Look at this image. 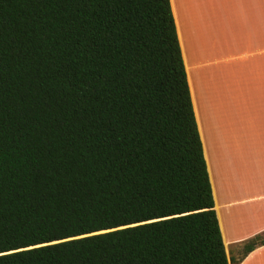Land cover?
Segmentation results:
<instances>
[{
	"label": "trees",
	"instance_id": "trees-1",
	"mask_svg": "<svg viewBox=\"0 0 264 264\" xmlns=\"http://www.w3.org/2000/svg\"><path fill=\"white\" fill-rule=\"evenodd\" d=\"M231 261L171 0H0V264Z\"/></svg>",
	"mask_w": 264,
	"mask_h": 264
},
{
	"label": "crops",
	"instance_id": "crops-1",
	"mask_svg": "<svg viewBox=\"0 0 264 264\" xmlns=\"http://www.w3.org/2000/svg\"><path fill=\"white\" fill-rule=\"evenodd\" d=\"M171 4L227 254L264 264V0Z\"/></svg>",
	"mask_w": 264,
	"mask_h": 264
},
{
	"label": "rangeland",
	"instance_id": "rangeland-1",
	"mask_svg": "<svg viewBox=\"0 0 264 264\" xmlns=\"http://www.w3.org/2000/svg\"><path fill=\"white\" fill-rule=\"evenodd\" d=\"M234 252H235V249H234V247L233 246H231V253H233L234 254ZM229 253V252H228Z\"/></svg>",
	"mask_w": 264,
	"mask_h": 264
}]
</instances>
